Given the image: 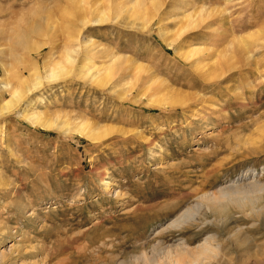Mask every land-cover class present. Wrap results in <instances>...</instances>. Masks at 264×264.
Returning a JSON list of instances; mask_svg holds the SVG:
<instances>
[{"label": "rangeland", "instance_id": "obj_1", "mask_svg": "<svg viewBox=\"0 0 264 264\" xmlns=\"http://www.w3.org/2000/svg\"><path fill=\"white\" fill-rule=\"evenodd\" d=\"M0 51V102L37 61L67 72L0 116V264H198L161 247L208 236L218 256L200 264H264V215L203 200L264 182V0H0ZM196 203V223L167 230Z\"/></svg>", "mask_w": 264, "mask_h": 264}, {"label": "bare ground", "instance_id": "obj_2", "mask_svg": "<svg viewBox=\"0 0 264 264\" xmlns=\"http://www.w3.org/2000/svg\"><path fill=\"white\" fill-rule=\"evenodd\" d=\"M82 13L83 14H79L80 15L79 20H80V22H82V24L84 26L91 23V22L94 24H97V23L100 24V22L102 23V21L106 20L105 17H97V18L90 19V18H87V13L84 14L85 11H83ZM44 19H46L45 22H47L49 17H45ZM49 23L46 24V29L50 25ZM103 23H105V22H103ZM44 31H45L44 28H39V29L34 28V32H36L37 34H42V33H44ZM3 36H5V35H3ZM11 36H12V34H11ZM12 37L14 39V42H16L15 43L16 45L20 44L22 46L27 47L26 46L27 45L26 43H28L27 39L26 40L23 39L21 41V39H19L18 35L16 37H14V36H12ZM12 37H10L9 40H12ZM83 44L87 45V47H90V45L93 46V40L87 39V40L83 41ZM41 46L43 47V45H41ZM30 50L39 53L40 47L35 46L34 48L32 47ZM87 51H88V49H87ZM77 52L78 51L75 48L68 49L66 51L67 61L69 60L70 62H75L76 61L75 56H77V55H75V53L77 54ZM90 52H91V54L89 53L90 56L88 57L89 62L93 61V60H91L92 59L91 57H92V55H95L97 53V51L95 49L91 48ZM10 54H12V53H10ZM106 56H109V55L106 54ZM46 57H48V56H46ZM114 57H116V55H114L112 58H114ZM58 63L59 62L53 61L51 56L44 59L43 69H42V66L40 65L39 61L35 62L33 64L32 70H31L30 75H29L30 78H32L31 83L26 84V85H24L26 83V81L23 78H21L19 83H17L16 85L10 83L9 81H3V88L7 92H9L10 96L8 99L2 100L0 102V116L2 117L3 116L2 114H5V113L13 110L20 102H22L23 98L26 97L27 94H29L30 92H34V91L38 90L43 85L44 81L50 82V81L56 80L58 78L65 77L67 72L64 70L63 67H56V65ZM84 67H85V65L83 66V68ZM88 69H89V66H87V70ZM69 70H67V71H69ZM101 71H103V68L96 69V73L93 74L94 80H97ZM23 76H25V74H23ZM90 81H92V80H90ZM102 82H103L102 79L97 80L98 85L102 84ZM104 84H107L106 80H105ZM27 118L30 119V121L32 123H34V124L38 123L42 127L47 128V129L59 128V127L63 128V125H65L64 122H59L58 124H54L50 121H46L44 118H43L44 120H42V118L39 114H35V115L29 116ZM84 128H86V127H83V129H82L80 126H75L74 130H76L75 132H78L80 135H83L90 140H95V139H98L99 137H101L100 131H97V128H93V127L90 129L88 128L89 130L84 129ZM71 129L72 128H67L66 130H71ZM262 197H264V182H262L260 179H258L256 174H254V173L249 174L247 172L245 174H242L236 180H232L231 184H229V186L222 187V188L220 187V189H218L215 192L205 194L203 196V200H205L207 203L206 208H208L210 210H222V212H223L231 205V206H236L237 208H239L243 211H245L247 208H249L251 213H253V214H257V215L263 214L264 215V204H260ZM198 203H196L195 205H192V206H188L181 213H178V215L174 219H172V221L167 226V230L168 229L182 230L186 226H190L191 224L196 223L199 220V212H200V210H199L200 206L198 207ZM199 204H201V203H199ZM242 231H243V228H238V232L242 233ZM213 239H214L213 236L206 237L204 242L199 245L200 247L197 250V252H195V250H193L191 248V246L188 244V242L185 239H181L180 243L177 244L176 246H163L162 245V247H161L162 253L161 254H163L166 257H171V258L173 257V258L177 259V261L179 263L182 262L183 260L186 261L187 258H191L195 263L200 264L202 257L213 258L215 256H218L217 252H218L219 246L218 245H217V247L212 246L211 242L213 241ZM158 247H160V246H158ZM142 260L144 261L143 262L144 264H160L157 260H155L154 258H149L145 254H143ZM180 264H182V263H180Z\"/></svg>", "mask_w": 264, "mask_h": 264}]
</instances>
